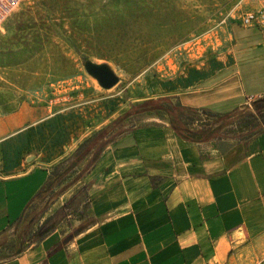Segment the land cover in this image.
<instances>
[{"label": "crops", "instance_id": "crops-1", "mask_svg": "<svg viewBox=\"0 0 264 264\" xmlns=\"http://www.w3.org/2000/svg\"><path fill=\"white\" fill-rule=\"evenodd\" d=\"M228 38L143 100L225 116L262 98L264 25L241 18ZM117 103L0 113V264H264V127L191 139L161 110L121 120Z\"/></svg>", "mask_w": 264, "mask_h": 264}, {"label": "rangeland", "instance_id": "rangeland-1", "mask_svg": "<svg viewBox=\"0 0 264 264\" xmlns=\"http://www.w3.org/2000/svg\"><path fill=\"white\" fill-rule=\"evenodd\" d=\"M261 1L21 0L0 28V113L23 103L68 107L88 96L119 97L111 113L139 104L190 62L225 51L231 27ZM87 62L109 65L118 83L104 88ZM249 111L253 101L210 124L233 134Z\"/></svg>", "mask_w": 264, "mask_h": 264}, {"label": "trees", "instance_id": "trees-1", "mask_svg": "<svg viewBox=\"0 0 264 264\" xmlns=\"http://www.w3.org/2000/svg\"><path fill=\"white\" fill-rule=\"evenodd\" d=\"M253 106H254V111H249V117L248 120L254 121V124L246 125L244 123V126H249V127H256L255 128V133L259 132L262 127H264V96L262 98L256 99L253 101ZM161 110L165 113H168L173 116V127L175 131L181 135L182 137H190L191 139L196 138L197 135L200 136L202 140H209L212 137H218L221 136V133H219V129L221 128V125H218L217 128H213L214 124H210L212 120L216 119L219 121H222L221 119L227 120L229 117H232L235 115L233 114H228L225 116H220L217 113H212L210 112L209 109L207 108H192V107H187L183 106L179 103L174 104L171 100L170 97H159L156 99H148L145 100L139 104H134L131 106V108L123 114L121 117V120L128 117L129 115L136 114V113H141L144 111H157ZM240 111V110H238ZM237 111V112H238ZM195 120L201 121L203 127L205 129H200V130H190L188 127V124L193 123ZM244 118H240L236 121V124L238 125H243ZM262 126L258 127L257 126ZM206 126H208L206 128ZM101 138L94 140L92 143V147L89 146L84 153L79 156L83 158L86 154H88L91 149L100 141ZM81 158H79L81 160ZM78 159V160H79ZM79 160V161H80ZM76 164V163H75Z\"/></svg>", "mask_w": 264, "mask_h": 264}, {"label": "built area", "instance_id": "built-area-1", "mask_svg": "<svg viewBox=\"0 0 264 264\" xmlns=\"http://www.w3.org/2000/svg\"><path fill=\"white\" fill-rule=\"evenodd\" d=\"M21 0H0V28L6 20L18 9ZM242 23L246 26L253 24L264 25V11L249 12L242 17Z\"/></svg>", "mask_w": 264, "mask_h": 264}, {"label": "water", "instance_id": "water-1", "mask_svg": "<svg viewBox=\"0 0 264 264\" xmlns=\"http://www.w3.org/2000/svg\"><path fill=\"white\" fill-rule=\"evenodd\" d=\"M87 67L90 73L96 77L99 83L104 88H111L119 81V77L107 64H96L92 62H87Z\"/></svg>", "mask_w": 264, "mask_h": 264}]
</instances>
